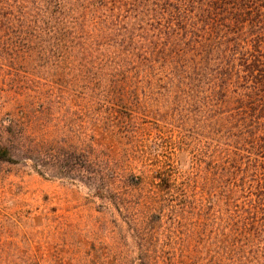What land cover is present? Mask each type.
<instances>
[{
	"label": "rangeland",
	"instance_id": "rangeland-1",
	"mask_svg": "<svg viewBox=\"0 0 264 264\" xmlns=\"http://www.w3.org/2000/svg\"><path fill=\"white\" fill-rule=\"evenodd\" d=\"M226 1L0 0V264H264V0Z\"/></svg>",
	"mask_w": 264,
	"mask_h": 264
},
{
	"label": "trees",
	"instance_id": "trees-1",
	"mask_svg": "<svg viewBox=\"0 0 264 264\" xmlns=\"http://www.w3.org/2000/svg\"><path fill=\"white\" fill-rule=\"evenodd\" d=\"M238 1L239 0H228V1H226L225 6H227V8H234V7L237 8ZM248 4H251V1L248 0ZM179 7H182V6L180 5ZM184 7H186V6H184ZM181 11L182 10H179V13H182ZM11 160L12 159L10 157L9 151L5 148H0V162H9ZM261 208L263 209V213H264V205H261Z\"/></svg>",
	"mask_w": 264,
	"mask_h": 264
}]
</instances>
